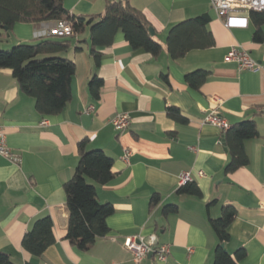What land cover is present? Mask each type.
I'll return each mask as SVG.
<instances>
[{
    "label": "crops",
    "instance_id": "0c3cea01",
    "mask_svg": "<svg viewBox=\"0 0 264 264\" xmlns=\"http://www.w3.org/2000/svg\"><path fill=\"white\" fill-rule=\"evenodd\" d=\"M106 1L63 0V4L71 13L87 15L103 12ZM129 2L152 24L161 51L152 55L135 50L119 31L111 45L100 49L95 69L88 27L69 37V48L59 54L75 64L72 96L58 114H40L34 97L21 91L11 70L0 69V128L7 145L20 156L18 163L0 156V250L16 264H211L217 239L208 219L230 204L236 214L227 228L225 248L231 254L240 246L246 249L239 264H264V41L252 39L255 24L249 11L241 13L248 17L246 27H227L210 0ZM200 14L210 17L214 45L172 59L165 42L168 29ZM54 24V20L16 22L9 31H1L0 38L12 37L0 42V48L45 37ZM232 46L246 50L259 69H239L236 62L225 60ZM197 68L210 74L194 89L184 75ZM95 72L103 80L97 99L88 90ZM168 106L177 107L185 121L169 117ZM211 110L229 125L255 121L259 136L244 142L245 166L224 171L230 154L221 131L202 122ZM120 112L129 114L130 123L116 130L111 118ZM82 139L87 140V149H101L112 159L114 173L108 182L96 184L99 202L114 207L107 218L109 232L87 250H79L66 238L62 186L77 164ZM125 149L130 151L128 162L122 159ZM182 171L198 184L200 197L176 193ZM154 193L159 202L150 207ZM167 203H175L177 211L164 216L162 207ZM44 215L53 221L55 241L33 256L23 249L22 237ZM152 234L157 244L169 245L168 255L164 260L151 255L135 262L122 245L123 238Z\"/></svg>",
    "mask_w": 264,
    "mask_h": 264
},
{
    "label": "trees",
    "instance_id": "16d2710c",
    "mask_svg": "<svg viewBox=\"0 0 264 264\" xmlns=\"http://www.w3.org/2000/svg\"><path fill=\"white\" fill-rule=\"evenodd\" d=\"M249 17L255 24L252 39L256 42L264 41V10H250ZM47 20H68L72 26V35L45 36L33 42H18L7 50L0 49V69L11 70L21 91L34 97L36 110L45 116L58 114L71 99L75 64L59 53L69 48V37L82 33L86 27L90 38L89 53L95 69L100 64V49L111 45L119 31L135 50L157 55L162 49L155 34L152 35L149 31L150 27L153 28L152 24L129 0H107L103 12L87 15L71 13L64 6L63 0H0V34L1 31H9L16 22L36 23ZM209 20L208 14H200L171 25L165 40L170 57L178 59L190 50L213 46L215 41L208 28ZM209 74V70L197 68L187 72L184 81L189 87L198 89ZM163 78L167 79L166 75L163 74ZM102 85L103 80L96 72L93 73L88 80V90L94 99L99 97ZM166 113L177 121L186 119L175 106H168ZM257 136L259 132L256 123L250 119L230 125L221 133L230 154V161L224 168L226 173L248 163L244 142ZM86 144V139L78 142L77 164L70 178L62 184L68 214L66 238L79 250L89 249L97 238L109 232L107 218L114 212L110 202H99L96 192V184H104L114 175L112 159L101 149H87ZM176 193L201 196L198 184L192 180L179 185ZM158 202L159 195L154 193L149 205L153 207ZM213 202L211 200L208 205ZM176 211L175 203H167L162 207L164 216ZM235 214V207L227 204L221 207L217 217L208 219L217 239L211 264H239L246 256L243 246L238 247L233 254L225 248V242L229 239L227 228ZM54 241L53 221L49 215H44L35 219L27 229L21 245L31 255L39 256ZM0 264L16 263L8 253L0 250Z\"/></svg>",
    "mask_w": 264,
    "mask_h": 264
},
{
    "label": "built area",
    "instance_id": "2783aa9c",
    "mask_svg": "<svg viewBox=\"0 0 264 264\" xmlns=\"http://www.w3.org/2000/svg\"><path fill=\"white\" fill-rule=\"evenodd\" d=\"M210 2L217 15L223 19L224 24L227 27H246L248 24V17L246 15H242V12L250 10H264V0H210ZM72 33V26L68 20H57L55 21V24L48 29L46 35L55 37H68L72 35ZM225 60L236 62L239 69L257 70L261 66L250 56V54L246 50L238 48L236 46H232L227 51V53L225 54ZM202 122L213 124L220 129L221 133L228 129L230 126L227 120L219 115L215 110H211L204 114ZM41 123L45 124L46 120H43ZM111 123L116 130H123L129 125L130 116L125 112L116 113L111 118ZM129 153L130 151L128 149H125V152L122 155V159L126 162H128ZM0 156L8 159L13 163H18L20 161V156L14 153L7 145L5 140V133L1 128ZM178 180L180 184L191 180L189 172L182 171L178 175ZM122 245L130 251L135 262L141 261L150 253L157 259L164 260L169 253L168 244L163 243L149 245L145 241V237H142L140 235L125 236L123 238Z\"/></svg>",
    "mask_w": 264,
    "mask_h": 264
},
{
    "label": "water",
    "instance_id": "95a60500",
    "mask_svg": "<svg viewBox=\"0 0 264 264\" xmlns=\"http://www.w3.org/2000/svg\"><path fill=\"white\" fill-rule=\"evenodd\" d=\"M4 29L7 30V27H4ZM149 31L152 35L154 34V29L152 27L149 28ZM145 241L149 245H156L157 244V237H156V235L152 234V235L145 237ZM222 246H224V244H222ZM148 256H151V253Z\"/></svg>",
    "mask_w": 264,
    "mask_h": 264
},
{
    "label": "rangeland",
    "instance_id": "374dc122",
    "mask_svg": "<svg viewBox=\"0 0 264 264\" xmlns=\"http://www.w3.org/2000/svg\"><path fill=\"white\" fill-rule=\"evenodd\" d=\"M11 37H12V36L7 37V38H0V42L10 41ZM13 45H14V44H9V45H7V47H3V48H0V49H2V50H7V49H9L11 46H13Z\"/></svg>",
    "mask_w": 264,
    "mask_h": 264
}]
</instances>
